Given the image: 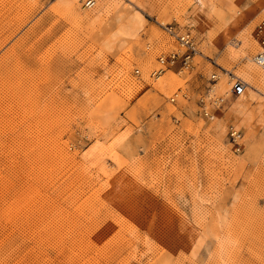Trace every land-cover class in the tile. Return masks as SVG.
<instances>
[{
	"label": "rangeland",
	"instance_id": "obj_1",
	"mask_svg": "<svg viewBox=\"0 0 264 264\" xmlns=\"http://www.w3.org/2000/svg\"><path fill=\"white\" fill-rule=\"evenodd\" d=\"M85 1L0 0V264H264V86L196 106L261 52L264 0ZM164 23L190 72L151 75Z\"/></svg>",
	"mask_w": 264,
	"mask_h": 264
},
{
	"label": "built area",
	"instance_id": "obj_2",
	"mask_svg": "<svg viewBox=\"0 0 264 264\" xmlns=\"http://www.w3.org/2000/svg\"><path fill=\"white\" fill-rule=\"evenodd\" d=\"M91 0H86L84 2L85 7L91 6ZM160 30L163 34L171 39H173L176 43V48L167 51H158L155 55V63L156 68L151 73L153 75L159 76L165 69L174 68L176 70V74L179 73H188L194 67L193 57L197 54L196 49V41L193 35L190 33L188 29L177 31L174 29V26L171 23L159 24ZM255 34L259 37V42L261 43L264 40V19L260 20L255 28ZM256 60L259 62L264 68V54L263 52H259L256 55ZM222 74L227 75L228 71L221 68ZM134 73L137 74V70H134ZM216 74L211 73L208 80V87H212L215 85ZM243 83L239 80L234 79L230 93L233 95H238L243 91ZM171 95L168 100L169 102H175L177 99V95ZM183 98L185 95L180 94ZM187 98V97H185ZM224 102V97L219 96L218 94H214L212 92L201 93L196 99V106L198 108L199 114L210 120L213 114V110L218 108ZM226 134L229 139V143L232 146L234 152L240 151V138L242 136L239 128L228 126Z\"/></svg>",
	"mask_w": 264,
	"mask_h": 264
},
{
	"label": "bare ground",
	"instance_id": "obj_3",
	"mask_svg": "<svg viewBox=\"0 0 264 264\" xmlns=\"http://www.w3.org/2000/svg\"><path fill=\"white\" fill-rule=\"evenodd\" d=\"M91 3L92 4H91L90 7L94 6V0H91ZM201 5H203V4H201ZM256 37H257V35H256ZM257 38H258V41H260L259 37H257ZM260 46L262 48L261 49V52H262L263 49H264V40L260 43ZM244 48H245V41H243V40H241L237 46H230L229 47V56H230L231 59H236L238 57V55H240L243 59H246L247 64H246V67H245L244 71H242V73H241V77H238L237 75L233 74L232 72H230L228 70H226V71H228L227 75L222 74V72L220 70L221 67H219L216 64H214L216 66L215 70H217V71H214L212 73L216 74L215 75L216 76V79H215L216 83L212 87H208V85H206V87H205V89H204V91L202 93L212 92L214 94H218L221 97H224V100L227 97H229V96L235 97V98L238 97L239 100H243V98L245 96L244 95L245 94V90L248 89L247 86H250V84L253 81H256L259 84H261L262 86H264V68L262 67V65L259 62H257V60H256V55L257 54L255 55L254 58L247 57V56L245 57V54L241 53L242 49H244ZM196 49H197V43H196ZM263 54H264V52H263ZM197 56H201V54H200L198 49H197V54L193 57V62H195V57H197ZM217 72H219V73H217ZM137 73H138V70H137ZM151 75L154 76V77H157L156 75H153V74H151ZM209 77H210V75H209ZM209 77L207 79V84H208ZM234 79L241 81L243 83V85H244L243 91L240 94H238V95H233V94L230 93V89H231V86H232V83H233ZM219 83H224L226 85L227 90L225 92H223V93L219 92L218 89L221 88ZM174 93H176L175 95H177V99L184 100V99H187L185 97H188L187 96L188 92L186 90L178 89ZM182 93L185 95L184 98L180 95ZM218 108H216V109H218ZM216 109L213 110V114H212L210 120L214 119V117H215L214 111ZM241 140H242V136L240 138V146H241ZM94 149L95 148H93L92 150H94Z\"/></svg>",
	"mask_w": 264,
	"mask_h": 264
}]
</instances>
